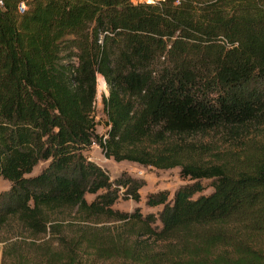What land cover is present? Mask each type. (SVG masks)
<instances>
[{
	"label": "trees",
	"instance_id": "16d2710c",
	"mask_svg": "<svg viewBox=\"0 0 264 264\" xmlns=\"http://www.w3.org/2000/svg\"><path fill=\"white\" fill-rule=\"evenodd\" d=\"M0 1V240L13 264H264V0ZM93 143L188 181L148 193L157 212L118 209L144 181L111 178Z\"/></svg>",
	"mask_w": 264,
	"mask_h": 264
},
{
	"label": "rangeland",
	"instance_id": "374dc122",
	"mask_svg": "<svg viewBox=\"0 0 264 264\" xmlns=\"http://www.w3.org/2000/svg\"><path fill=\"white\" fill-rule=\"evenodd\" d=\"M102 80L104 81L103 76L101 74H98L97 94L93 114L95 116L96 129L99 132H104L106 124V114L103 110L102 95H106L108 93L106 83H104V86H101ZM192 139H194L195 141H203L205 143L216 142V138L211 135H196L195 137H192ZM221 148L223 149L225 147ZM86 153H89V157H91V159H93L96 163H98L102 167H105L108 170L111 178L117 177L121 173H126L129 176L136 177L144 181L143 185L139 188L140 198L138 200H135L130 195L125 194L118 197L113 206L121 210L131 211L134 208L139 207L142 212H157L161 205L149 206L145 204L146 195L150 192L158 191L160 189H167L168 191H170V194H172V191L176 186H178L180 183L188 181V178L180 175L179 166L160 168L154 166H144L127 159L115 160L112 157H106L97 143H93ZM46 162L47 161L44 160L39 161L33 167L31 173H37L40 168L44 164H46ZM204 181L207 182L208 180L204 179ZM8 184L9 183L6 179L1 178L0 191L7 188ZM211 189V186H207L202 192L208 193ZM120 191H124V187L120 186ZM85 196L88 200H90L95 196V193L87 192ZM157 222L159 221L157 220ZM68 223H71V221H69ZM105 223L107 225L110 224V226H120L121 224L122 226L124 225L123 222L120 221H106ZM14 231L15 230L10 231L9 233H13ZM262 237L264 238V235ZM8 243H5L4 240H0V264H13L14 262V259H11L9 254L7 253V251L11 250V248L13 247L12 245L14 244Z\"/></svg>",
	"mask_w": 264,
	"mask_h": 264
},
{
	"label": "built area",
	"instance_id": "2783aa9c",
	"mask_svg": "<svg viewBox=\"0 0 264 264\" xmlns=\"http://www.w3.org/2000/svg\"><path fill=\"white\" fill-rule=\"evenodd\" d=\"M1 2V1H0ZM25 4L23 1L19 3V9L22 10L24 8ZM91 158V157H90Z\"/></svg>",
	"mask_w": 264,
	"mask_h": 264
},
{
	"label": "bare ground",
	"instance_id": "6f19581e",
	"mask_svg": "<svg viewBox=\"0 0 264 264\" xmlns=\"http://www.w3.org/2000/svg\"><path fill=\"white\" fill-rule=\"evenodd\" d=\"M104 81H105V80H104ZM104 81H103V80L101 81V86H104V83H105Z\"/></svg>",
	"mask_w": 264,
	"mask_h": 264
}]
</instances>
